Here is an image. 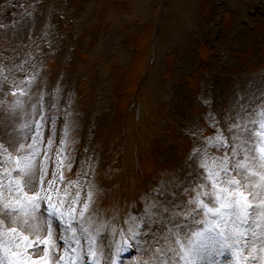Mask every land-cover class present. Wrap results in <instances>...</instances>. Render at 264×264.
Segmentation results:
<instances>
[{"label":"rangeland","instance_id":"1","mask_svg":"<svg viewBox=\"0 0 264 264\" xmlns=\"http://www.w3.org/2000/svg\"><path fill=\"white\" fill-rule=\"evenodd\" d=\"M36 1L38 15L30 16L27 9L22 10L28 0H0V64L7 70L0 79V121L12 127L30 114L25 98L23 113L18 110L15 118L6 115L15 100L10 90L23 87L21 82L37 73L30 48H41L42 53L49 48L42 38L48 34L41 32L40 18L44 7L52 4L53 18L67 38L52 57L50 78L52 82L62 78L64 91L75 89L80 108L90 109L81 112L78 131L86 160L99 159L113 181L111 190L101 194L105 217L113 216L117 203L137 200L161 176L183 181L191 146L206 138L209 113L222 125L224 113L235 107L237 94L259 95L264 90V76H260L264 16H248L245 0L239 4L178 0V8L168 18L175 24L176 38L172 45L164 41L158 47L156 77L143 86L145 95H139V121L132 116V124L139 126L124 137L123 119L151 53L160 0ZM81 18L78 36L73 24ZM202 96L209 100L207 108L200 102ZM197 125L204 131L194 140L190 133L199 131ZM134 133L139 134L140 144L135 149L130 145L128 155ZM1 143H8L2 133ZM123 162L127 167L131 163L128 174L121 167ZM81 169L75 162L69 173Z\"/></svg>","mask_w":264,"mask_h":264},{"label":"snow or ice","instance_id":"2","mask_svg":"<svg viewBox=\"0 0 264 264\" xmlns=\"http://www.w3.org/2000/svg\"><path fill=\"white\" fill-rule=\"evenodd\" d=\"M37 76L10 90L15 118L36 89L28 118L0 121V264H264V90L237 94L222 125L209 113L216 131L193 145L183 181L161 179L139 209L125 205L106 221L93 208L102 189L91 159L76 180L64 175L74 122L60 115L59 87L44 106Z\"/></svg>","mask_w":264,"mask_h":264},{"label":"bare ground","instance_id":"3","mask_svg":"<svg viewBox=\"0 0 264 264\" xmlns=\"http://www.w3.org/2000/svg\"><path fill=\"white\" fill-rule=\"evenodd\" d=\"M134 126V125H133ZM135 126L137 127V126H139V125H137V124H135ZM136 138H138V140H139V137L138 136H136ZM129 150V152H131L132 150L129 148L128 149ZM131 169V163H130V165L127 167V164H126V168H125V170H127L126 171V173L128 174L129 173V170Z\"/></svg>","mask_w":264,"mask_h":264}]
</instances>
